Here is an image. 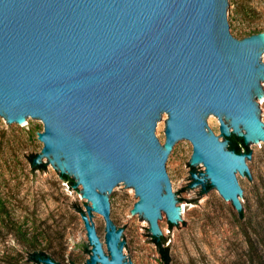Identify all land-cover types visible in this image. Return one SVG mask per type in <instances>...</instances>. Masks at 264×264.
I'll return each mask as SVG.
<instances>
[{
	"label": "water",
	"instance_id": "obj_1",
	"mask_svg": "<svg viewBox=\"0 0 264 264\" xmlns=\"http://www.w3.org/2000/svg\"><path fill=\"white\" fill-rule=\"evenodd\" d=\"M263 101L264 35L238 39L233 0H0V120L43 123L36 167L92 204L87 264H132L113 201L126 187L158 241L185 224L170 167L190 144L193 191L215 187L248 224L239 178L260 184L258 157L228 145H264Z\"/></svg>",
	"mask_w": 264,
	"mask_h": 264
},
{
	"label": "rangeland",
	"instance_id": "obj_2",
	"mask_svg": "<svg viewBox=\"0 0 264 264\" xmlns=\"http://www.w3.org/2000/svg\"><path fill=\"white\" fill-rule=\"evenodd\" d=\"M233 4L238 39L264 34V0H233ZM259 105L264 109V101ZM166 126L167 121L164 143ZM213 126L225 140L220 122ZM43 131V123L15 130L0 120V264H39L32 258L37 254L59 264H87L92 246L83 216H88L92 204L77 191V182L68 184L53 165L48 167L53 170L50 175L36 167ZM251 151V158L258 157L253 171L260 184L239 178L249 195L242 205L248 224L215 187L210 202L205 191H193L197 180L192 144L177 153L170 172L183 200L185 224L175 229L167 220L163 225L168 264H264V145ZM138 200L127 187L113 198L118 209L115 222L133 243L130 262L166 264L150 224L136 216Z\"/></svg>",
	"mask_w": 264,
	"mask_h": 264
},
{
	"label": "trees",
	"instance_id": "obj_3",
	"mask_svg": "<svg viewBox=\"0 0 264 264\" xmlns=\"http://www.w3.org/2000/svg\"><path fill=\"white\" fill-rule=\"evenodd\" d=\"M228 149L235 151L236 153H249L251 151V149L246 146L244 144V140L242 138H239L235 135H232L229 138V145H228ZM64 179L68 182V183H73L69 177L67 175H64ZM242 217H244L243 212H241L240 214ZM170 227H173L172 224H170ZM156 240V239H155ZM167 240L166 239H161L160 241L157 242V245L160 248V253L163 257V259L165 260V263L168 264L169 263V257H168V247H166ZM250 243L252 244V249H254V245L253 243L250 241ZM33 261H35L36 263H41V260L48 258L46 255L44 254H37V255H33L32 256Z\"/></svg>",
	"mask_w": 264,
	"mask_h": 264
},
{
	"label": "bare ground",
	"instance_id": "obj_4",
	"mask_svg": "<svg viewBox=\"0 0 264 264\" xmlns=\"http://www.w3.org/2000/svg\"><path fill=\"white\" fill-rule=\"evenodd\" d=\"M264 35V34H263Z\"/></svg>",
	"mask_w": 264,
	"mask_h": 264
}]
</instances>
